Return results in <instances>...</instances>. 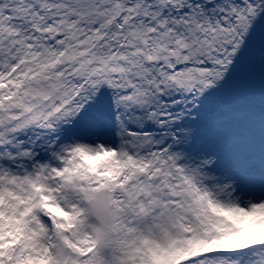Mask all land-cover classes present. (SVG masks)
Returning <instances> with one entry per match:
<instances>
[{
	"label": "snow or ice",
	"instance_id": "obj_1",
	"mask_svg": "<svg viewBox=\"0 0 264 264\" xmlns=\"http://www.w3.org/2000/svg\"><path fill=\"white\" fill-rule=\"evenodd\" d=\"M0 264H264V0H0Z\"/></svg>",
	"mask_w": 264,
	"mask_h": 264
}]
</instances>
